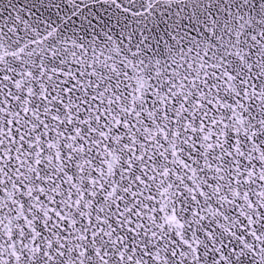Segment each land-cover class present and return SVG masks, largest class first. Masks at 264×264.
Segmentation results:
<instances>
[{"label": "snow or ice", "instance_id": "1", "mask_svg": "<svg viewBox=\"0 0 264 264\" xmlns=\"http://www.w3.org/2000/svg\"><path fill=\"white\" fill-rule=\"evenodd\" d=\"M0 264H264V0H0Z\"/></svg>", "mask_w": 264, "mask_h": 264}]
</instances>
